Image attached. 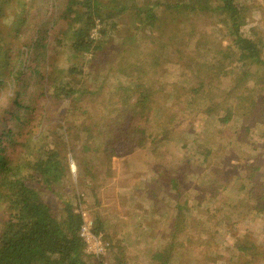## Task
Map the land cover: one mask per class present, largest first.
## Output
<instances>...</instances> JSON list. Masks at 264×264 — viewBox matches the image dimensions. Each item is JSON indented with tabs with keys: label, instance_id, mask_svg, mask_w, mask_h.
<instances>
[{
	"label": "trees",
	"instance_id": "16d2710c",
	"mask_svg": "<svg viewBox=\"0 0 264 264\" xmlns=\"http://www.w3.org/2000/svg\"><path fill=\"white\" fill-rule=\"evenodd\" d=\"M19 1L0 0V87L7 85V76L15 84L13 97L0 103V206L6 210L0 217V264H98L97 258L86 251V243L80 235L83 216L72 199L64 200L59 213L29 182L28 174L39 176L44 187L58 191L55 186L66 180L69 170L61 151L45 142L47 136L34 137L37 127L46 121L54 105H59L58 119L62 121L59 131L64 139L69 138L71 152H76L74 140H79L81 131L86 132L81 153L84 157L76 154L77 163L80 167L84 164L86 175L92 179L99 174L96 172L99 167L111 165L113 157L123 156L138 147L155 145L167 128L169 138L173 135L181 139L188 132L173 131L182 121L178 114H168L167 107H160L161 116L157 115L155 120L162 123L156 129L148 132L147 126L141 127L149 122L147 113L155 109V96L160 91L155 88L159 68L171 60L170 50L165 47L168 44L161 41L163 33L159 38L154 34V29L159 28L157 10L163 5L170 14L194 11L199 7L206 9L210 8V0H167L164 3L159 0H55L56 9L49 18H40L38 10L51 0H31L32 7L26 16L11 17L6 11L10 7H19L22 4ZM217 1L214 10L226 14L224 22L233 37V52L221 50L220 54L205 55L201 67L193 70L198 83L185 93L183 111L196 115L203 110L208 120L223 124H228L237 113L246 119L256 114L264 117V37L253 38L244 31L243 26L250 20L246 16L249 7L243 2ZM129 10L140 15V24L136 27L145 30V38L151 37L154 42L160 40L146 53L134 50L126 39L121 42L120 48L128 53L125 57L132 53L137 57L135 61L118 65L117 70L122 75L116 79L113 94L120 98L121 108L107 107L105 113L110 116L98 125L95 134L90 126L83 124L84 121L78 124L80 109L75 107V102L97 92L78 87L69 78L83 73L80 59L84 55H105L114 48V30L118 26L115 19ZM35 11L39 12L38 16ZM5 15L12 20L11 25ZM98 23L101 27L99 35L95 36L93 30ZM56 40L60 41V46L56 45ZM24 45L28 48L26 56L22 51ZM63 63L67 67H63ZM233 68L239 69L236 72H241L242 77L234 89L225 92L226 96H220L221 88L214 87V79ZM63 71L66 75L60 76L59 72ZM246 76L252 80L250 85L246 83ZM244 88L250 94H245ZM231 94H236L241 107L230 102ZM176 96V101L181 100L178 94ZM65 101L68 105H64ZM243 103L247 105L244 107ZM83 111L87 113L88 109ZM128 123L132 124L131 128L126 127ZM78 126L82 129H77ZM245 128L250 129L249 126ZM192 133L188 134L192 136ZM18 145L29 147L33 157H15ZM204 151L207 160L212 148ZM170 181L180 192L178 178L171 176ZM211 184L206 190L214 187V183ZM241 188H245V184ZM249 193L253 203L243 199L239 201V207L249 203L260 213L264 212V183H255ZM177 203L174 232L161 247L151 251L152 264H175L180 258L178 248L184 247L180 237L185 233L190 208L187 201L179 199ZM94 229L102 232L110 242L105 258L109 260L114 254L117 264H126L122 257L123 247L116 242L112 228L101 214L94 216ZM238 246L240 257L248 264L258 256L264 258V249L254 242L247 245L238 242ZM247 256H251V261Z\"/></svg>",
	"mask_w": 264,
	"mask_h": 264
},
{
	"label": "rangeland",
	"instance_id": "374dc122",
	"mask_svg": "<svg viewBox=\"0 0 264 264\" xmlns=\"http://www.w3.org/2000/svg\"><path fill=\"white\" fill-rule=\"evenodd\" d=\"M159 1L164 3L167 0ZM235 1L249 7L246 16L250 22L243 26L246 34L253 38L264 37V0ZM19 3H22L19 7H10L6 13L17 18L22 14L26 16L33 2L21 0ZM208 3L210 8L199 7L194 11L173 14L164 5L157 10L159 28L154 29V34L159 38L163 33L161 41L168 44L165 47L170 50L171 60L159 68L155 88L160 91L155 96V109L147 113L149 122L141 126H147L148 132L156 129L162 121L155 118L161 116L160 107L163 106L167 107L168 114L176 113L182 121L173 131L181 134L184 130L193 132L192 136L185 133L181 139L173 135L169 138L170 130L167 128L155 145L138 147L133 152L113 157L111 165L99 167L100 170L96 171L99 174L92 179L86 175L84 164L80 167L77 163V155L84 157L81 153L86 132H80L79 140H74L77 143L76 152H71L69 138L64 139L59 131V123H62L58 119L59 105H54L51 114L37 127L34 135L35 138L47 136L45 142L61 151L69 170L66 180L55 186L58 191L44 187L39 176L28 174L30 184L37 187L43 198L59 213L64 200L72 199L77 209L81 198L88 215L94 219L97 213L101 214L112 228L116 242L122 245V257L126 264H152L151 251L161 247L174 232L179 199L187 201L190 210L187 211L185 233L180 237L184 240V247L178 248L180 258L175 264H248L245 258L240 257L238 242L239 245L254 242L261 250L264 249V212L260 213L249 203L239 207V201L243 199L252 204L249 190L255 183H264V117L256 114L246 119V116L237 113L228 124H223L208 120L203 110L196 115L183 111L185 93L198 83L193 70L201 67L199 65L203 64L205 55L220 54L221 50L233 52V37L224 22L226 14L214 10L217 0ZM55 9V0H51L41 5L37 9L40 13L35 11V14L38 16L39 13L40 18H49ZM8 18L5 15V20L11 25L12 20ZM140 20L135 10L117 17L118 26L112 43L114 48L105 55L87 53L80 59L83 73L69 78L72 84L97 92L75 102V107L80 109L78 124L84 121L83 124L90 126L95 134L98 125L110 116L105 109L121 108L118 104L120 98L113 94L116 79L122 75L117 70L118 65L135 61L137 57L134 53L125 57L128 53L120 48L121 42L126 39L134 50L146 53L155 48L160 40L154 42L151 37L145 38V30L136 27ZM100 27L98 23L93 35H99ZM55 43L61 45L59 40ZM22 51L26 56L27 45ZM62 66L67 67V64ZM236 71L240 70L233 68L214 79V87L221 88L218 91L220 96H226L225 92L234 89L242 77V73ZM59 75L66 73L59 72ZM5 78L7 85L0 87V103L9 101L15 92L14 82L9 76ZM246 81L248 85L252 83L249 76H246ZM244 92L250 94L246 88ZM177 94L181 100L176 101ZM231 97L230 102L240 106L236 94H231ZM68 103L65 101L64 105ZM243 104L244 107L247 105ZM85 108L87 113L83 111ZM248 126L249 130L245 128ZM126 127L131 128L132 124L128 123ZM76 128L82 129V126ZM206 148H212L207 160ZM18 155L33 157V152L27 146L18 145L15 157ZM72 162L76 165L75 171ZM171 176L178 178L180 192L172 187ZM211 183L214 187L206 190ZM243 184L245 188H241ZM5 211L0 206V217ZM259 257L252 259L247 256L249 261L254 260L252 264H264V258ZM108 262L117 264L114 254L110 255Z\"/></svg>",
	"mask_w": 264,
	"mask_h": 264
},
{
	"label": "built area",
	"instance_id": "2783aa9c",
	"mask_svg": "<svg viewBox=\"0 0 264 264\" xmlns=\"http://www.w3.org/2000/svg\"><path fill=\"white\" fill-rule=\"evenodd\" d=\"M73 171L76 169L75 163H71ZM83 216V223L80 229V235L86 243V251L94 255L99 264H109L105 258L109 253L110 242L107 241L102 232H96L94 229V219L86 213L80 198L79 206L76 209Z\"/></svg>",
	"mask_w": 264,
	"mask_h": 264
}]
</instances>
